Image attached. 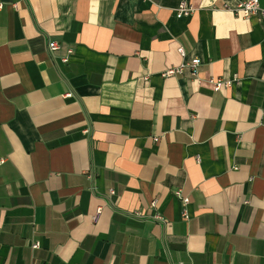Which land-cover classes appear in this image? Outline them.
Masks as SVG:
<instances>
[{
  "label": "crops",
  "instance_id": "crops-1",
  "mask_svg": "<svg viewBox=\"0 0 264 264\" xmlns=\"http://www.w3.org/2000/svg\"><path fill=\"white\" fill-rule=\"evenodd\" d=\"M237 1L0 0V264H264V17Z\"/></svg>",
  "mask_w": 264,
  "mask_h": 264
},
{
  "label": "built area",
  "instance_id": "built-area-1",
  "mask_svg": "<svg viewBox=\"0 0 264 264\" xmlns=\"http://www.w3.org/2000/svg\"><path fill=\"white\" fill-rule=\"evenodd\" d=\"M231 12L236 15V16H240L243 19H248L254 15H256L257 13H261L262 16L264 17V10L261 9L260 7V1L259 0H238L234 7L230 9ZM192 12V10L190 8L187 7V5L185 3H183L180 8L177 10V17L178 18H182L185 16L190 15ZM58 44L56 43H50L48 46V49L50 52H54L58 49ZM180 53L183 54L182 49H180ZM61 61L63 63H68V57L62 58ZM200 62L198 59H194L189 63H184L182 65H180L179 67H174V68H170L167 69L164 73L163 76L164 77H169V76H176V75H181L184 73L185 70H189L192 72V75H196L197 74V68L199 66ZM210 84L212 85L214 91H220V89H222L223 86L225 87H229L231 86V82L225 83L224 81H222L221 79H210ZM178 196H180V193H178ZM184 205H186L188 203L187 199H184ZM184 218H187L186 215V211H184L183 213ZM37 245L34 246V248H36Z\"/></svg>",
  "mask_w": 264,
  "mask_h": 264
}]
</instances>
